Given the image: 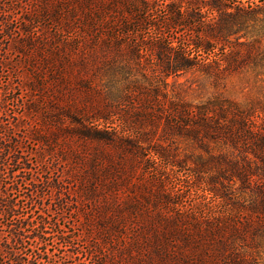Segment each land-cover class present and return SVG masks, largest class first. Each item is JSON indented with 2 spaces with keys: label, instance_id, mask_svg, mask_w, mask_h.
<instances>
[{
  "label": "trees",
  "instance_id": "trees-1",
  "mask_svg": "<svg viewBox=\"0 0 264 264\" xmlns=\"http://www.w3.org/2000/svg\"><path fill=\"white\" fill-rule=\"evenodd\" d=\"M8 66L0 264H264V0H0Z\"/></svg>",
  "mask_w": 264,
  "mask_h": 264
},
{
  "label": "rangeland",
  "instance_id": "rangeland-1",
  "mask_svg": "<svg viewBox=\"0 0 264 264\" xmlns=\"http://www.w3.org/2000/svg\"><path fill=\"white\" fill-rule=\"evenodd\" d=\"M150 34V33H149ZM146 35V34H145ZM168 37L172 38L173 40L177 39V38H180L182 40H184L185 38H187L188 36H185L182 32H176V31H173V32H168L167 33ZM154 52H151L150 53H146L144 52V57H143V61L138 65V66H154ZM15 61V60H14ZM13 62V61H12ZM13 64L15 65L16 63L13 62ZM16 67L15 66H8V70L6 69L4 73H2L1 77H0V87H5V85L7 86L8 82H11L13 86H18V83L20 81V76L18 72H16ZM21 75H22V72H21ZM237 79H235L236 81ZM180 81L184 82L183 84V87L188 90V93H189V96L191 98H196V96L199 94V84H200V78H198L197 74L194 75V74H186L185 76H182L180 77ZM233 81V82H235ZM238 83V82H237ZM20 92V91H18ZM17 92V93H18ZM9 93L7 94H1L0 93V97L1 96H5V97H8V98H13V94L11 95H8ZM16 96V95H15ZM1 102V101H0ZM9 105L8 107L10 109L14 108L18 111H21V108L20 107H16L14 103H12L11 101H9ZM2 111V110H1ZM29 123H33L29 120V118H27V124ZM1 131H4L2 129V127L0 128V132ZM26 130L24 129H21V134L23 132H25ZM25 145L29 148H37V146L34 144V141L29 139L26 141ZM38 150V149H37ZM29 158H31V164H32V167L34 168L33 172H35V176L38 175L37 172H42V170H46L47 173H41V175L45 174L47 176H52L54 174V166L56 165V162H55V157L54 156H50V155H47L45 156V158L42 160V163L41 165L39 166L38 164H36V155L34 154H31L29 156ZM38 161V160H37ZM50 168H52V171L50 172ZM27 177H29L30 175H28V173L25 174ZM26 192H28V186L27 185H23L21 188H20V191H18L16 193V196L19 200H21V205L23 207V211L25 212V214L27 215H31L32 214V206L27 204V199H26ZM49 191H46V193H48ZM22 195V196H21ZM66 218L62 219V224L63 226L67 229L68 227L71 226V224H76L75 220L78 218L79 215H74V214H71L70 212L66 213ZM6 219H0V244L2 243V240L6 234H8V228L6 226ZM33 246L35 247L36 244H33ZM51 250H54L55 253H56V259L57 260H61L60 264H87L89 260V257H86V248H87V244L85 242H82L80 246H78V251H79V255L77 257V259H71V260H68V262H64V259H61L64 257V251L63 250H57V245H54V246H50L49 247ZM59 248V247H58ZM77 251V252H78Z\"/></svg>",
  "mask_w": 264,
  "mask_h": 264
}]
</instances>
